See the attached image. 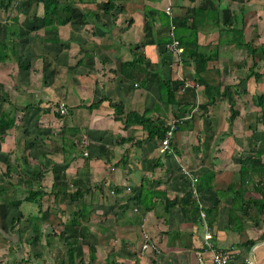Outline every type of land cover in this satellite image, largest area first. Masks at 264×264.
<instances>
[{
  "label": "crops",
  "instance_id": "0c3cea01",
  "mask_svg": "<svg viewBox=\"0 0 264 264\" xmlns=\"http://www.w3.org/2000/svg\"><path fill=\"white\" fill-rule=\"evenodd\" d=\"M60 1L73 3L72 19L56 27L44 25L42 0L0 7V41L14 46L0 60V110L3 98L16 105V138L27 154L12 185H0L16 189V200L45 190L20 205L0 200V264H198L215 249L236 264H264V146L254 151L264 144L254 136L264 132V102L253 100L264 94V76L251 74L248 46L228 40L229 28L242 29L264 74V0H119L108 13L107 0ZM168 19L212 56L200 75L185 45L181 53L164 45ZM136 53L148 68L133 80L123 63ZM201 78L231 86L233 103L224 95L208 104ZM158 79L172 80L177 102L192 108L166 151L162 132L150 138L125 119L137 111L158 127L178 121L182 107L162 99ZM72 142L76 152H65ZM256 156L260 163L246 166ZM25 168L45 176L27 182ZM74 212L79 224L69 230Z\"/></svg>",
  "mask_w": 264,
  "mask_h": 264
},
{
  "label": "trees",
  "instance_id": "16d2710c",
  "mask_svg": "<svg viewBox=\"0 0 264 264\" xmlns=\"http://www.w3.org/2000/svg\"><path fill=\"white\" fill-rule=\"evenodd\" d=\"M18 0H0V7L3 9H10L12 6L15 5V3ZM119 0H107L104 4L105 6V11L108 13L110 12L112 9L116 8L117 2ZM43 2V7H44V25L48 26V27H56L58 25L61 24H66L68 23L71 19H72V15H71V8L73 7V3L71 2H61L60 0H42ZM197 14L201 13L202 14L205 12L204 9H199L197 10ZM169 18V17H168ZM165 25H171L170 24V19L167 20ZM200 26V20L198 18V16H196V18H194L193 20V27L197 28ZM181 26H176L175 28V37L178 38L181 42V44L185 45L188 51L189 56H191L194 59V63L196 65V74L200 75L201 72L203 70H205V66L208 63V61L210 59H212L211 55L205 54L203 52H201L199 50V45L197 43V39L196 37L191 39V40H185L183 39L182 35L180 34V28ZM194 28H190L194 29ZM229 34L232 35V37H230L228 40L230 41H234L237 43H243L245 45L248 46L249 49V53L253 54L254 56V60L256 62V54H257V48L251 43V42H246L243 39V30L242 29H236V28H229ZM194 34H196V30L192 31ZM170 41V39H169ZM223 41V40H222ZM168 42V41H167ZM166 42V43H167ZM164 42V45H167ZM10 45L13 46L11 41H0V60H4V59H8L9 57V53L10 51H8ZM14 48V46L12 47ZM163 52L160 50V53ZM162 55V54H161ZM162 58V62H164V58ZM145 59V57H143L141 54H139V56H137V53L135 54V57L132 61H126L123 64V69H124V74H131L133 76V80L135 79V75L138 76L139 72L146 71L148 67H143V69L140 67V62L143 61ZM149 64V63H148ZM26 69H28L30 67L29 64L24 65ZM150 67V66H149ZM251 74H254L255 77L261 78L264 76L263 73H260L254 69L251 70ZM148 80V79H146ZM200 82L205 84L206 87V93L208 96V104H212L215 103V101L219 98V97H223L224 95H226V97L229 98L230 103H233V97H232V89L231 86H225V87H221L220 85H213L210 82L207 81V79L205 78H201ZM158 84L161 90V94H162V99L164 101H167L168 103H173L175 102V104L178 106L180 105L179 102H177L176 98H175V92L172 88L173 85V81L172 80H162V79H158ZM253 100L254 102H256V104L261 105L264 102V94H259V95H254L253 96ZM123 104H118V107L122 110L123 112ZM181 106V105H180ZM182 107V106H181ZM191 106H183L181 109H178L177 111H175V115L177 117V122H176V127L177 129L179 128L178 126H180V122L179 119L183 118L186 113L188 111H191ZM18 113V110L16 108V105L13 104L11 101H9L7 98H3L2 101V108L0 110V143L3 144L6 141V137H8L9 135H11V132H9L11 129L16 128V115ZM231 113H232V117H235V114L238 113L237 109L234 108L233 105H231ZM126 119V124L129 125L131 123L134 122H138L139 124H141L143 126V129L145 131H147L148 133V137L153 138L156 135L160 134L161 132L163 133V136L166 134V132L168 131V129L171 127L170 126H156L155 124V120L150 117L148 115V112L146 113H139L137 111H130L126 114L125 116ZM262 121L264 122V114L261 116ZM188 120V119H187ZM183 121H186V119H183ZM189 121V120H188ZM6 130V131H5ZM176 131V130H175ZM254 136L256 138H261L262 140L264 139V132H256L254 133ZM263 142V141H262ZM76 143L72 142V144L69 143H64V150L65 152H68L69 150L71 152H76ZM263 146L264 144H260V147H256L254 149V151H257V156H260L263 150ZM28 147V146H27ZM255 147V146H254ZM28 149V148H27ZM6 156V155H5ZM256 156V158H247L246 160V166L249 165L251 162L253 164H259L260 163V159ZM71 156L69 155L68 158H70ZM25 161H27V158H24ZM2 162V164H5V176L7 177V179L9 178L10 180V185H12L13 180H16V174L14 173V168H13V163L10 161L9 158H7L4 160H1L0 163ZM260 165L262 166V169L259 171L260 175L264 174V165L262 163H260ZM24 175H29V178L26 180L27 182H33V183H38L37 180L42 179L45 174L43 171L41 172H30L29 170H27L25 168L24 170ZM31 176V177H30ZM20 177H18V181H20L19 179ZM204 179H207L204 178ZM203 180V179H202ZM12 186H8V185H0V199H2L4 202H11L14 205H20L22 203L23 200H29L32 201L34 199H36L39 196H42L44 194V189H29L27 191V194L20 199L13 198L11 199V194L13 195V193H16V189L12 190L11 188ZM201 188V186H200ZM82 193L80 192H76L72 194V198L77 199V194ZM8 194V196L10 197V199H6V195ZM191 196H192V191L188 192L187 195L181 199V202L184 203L185 201L187 203H189V201L191 202ZM177 200H173L171 202H176ZM256 204V202H255ZM262 207V206H261ZM85 209V208H84ZM84 214V211L82 213ZM78 213L74 212L72 214V218L70 220V222L67 224V226L69 227L68 229L70 230V228H74L76 229L79 224L78 222ZM37 228V227H36ZM71 253L73 252V249H71ZM92 250V256L94 255L93 251H94V247H91Z\"/></svg>",
  "mask_w": 264,
  "mask_h": 264
},
{
  "label": "built area",
  "instance_id": "2783aa9c",
  "mask_svg": "<svg viewBox=\"0 0 264 264\" xmlns=\"http://www.w3.org/2000/svg\"><path fill=\"white\" fill-rule=\"evenodd\" d=\"M166 11L167 13L170 15L171 19H173V8L172 5L169 4L166 7ZM174 29H175V24L173 21H171V30H170V36L172 38V40L170 42L167 43V47L169 49H175L177 50L179 53H181L183 51V47L180 46V41L175 37V33H174ZM59 111L61 114H66L68 112V109L66 107V105L64 103H61L59 105ZM187 118V117H186ZM175 129H176V121L173 122L171 124V127L168 129V131L166 132V134L164 135L162 144H163V150L166 151L170 148L171 146V140L175 134ZM193 179V183H195L197 181V177L194 176L192 177ZM205 212H201V216L204 218L205 217ZM207 239L212 238V235L209 233L206 235ZM211 246H213V244L210 242L209 243ZM147 246V244L145 245V247ZM198 264H236L234 261V257L231 254L230 251L227 250H220V249H215L213 251V255L210 259H206V257L204 256L203 253L199 254L198 256ZM247 264H254L253 261H249Z\"/></svg>",
  "mask_w": 264,
  "mask_h": 264
},
{
  "label": "rangeland",
  "instance_id": "374dc122",
  "mask_svg": "<svg viewBox=\"0 0 264 264\" xmlns=\"http://www.w3.org/2000/svg\"><path fill=\"white\" fill-rule=\"evenodd\" d=\"M12 47L13 46L10 45L8 51L12 50L13 49ZM19 57H20V55L18 53H16V59ZM256 63L257 62H255L254 66H253L254 70H256L258 68L260 69V67H261L260 66L261 63L260 64H256ZM246 67H247V63H246ZM261 70L263 71L264 69H261ZM9 132H11L13 134H11V136H8L6 138L7 141L5 143L0 144V161L6 159V156H7V158H9L10 161L13 163L14 173L16 174V164L18 162H21V161L22 162L20 164L24 163V161H23L24 158H22V156H26L27 154H25L26 150L23 149V142L22 141L18 142L19 139L17 140V138H16V128L11 129ZM4 168H5V164L4 163L2 164V162H1L0 163V181L6 183L7 181H10V180H9V178L7 179V177L5 176V173H3ZM10 196H11V199L16 198V193H13V195L11 194ZM5 197H6V199H10L8 194ZM2 199H4V198H1L0 200H2Z\"/></svg>",
  "mask_w": 264,
  "mask_h": 264
}]
</instances>
